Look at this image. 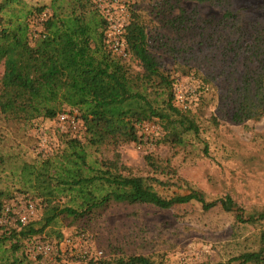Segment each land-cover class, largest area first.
<instances>
[{"label": "trees", "instance_id": "1", "mask_svg": "<svg viewBox=\"0 0 264 264\" xmlns=\"http://www.w3.org/2000/svg\"><path fill=\"white\" fill-rule=\"evenodd\" d=\"M141 1L147 0H135L125 30L130 58L142 67L136 71L107 43V19L95 0H0V64L4 63L0 78V264H66L33 255L29 243L43 229L23 223L15 213L18 198L35 192L36 175L52 183L54 191L64 198L46 225L54 224L60 216L83 219L116 203L170 208L197 202L206 211L219 208L232 213L241 223H261L256 248L231 259L241 264H264V211L248 212L229 195L209 200L204 191L192 187L175 171L166 181L135 175L121 159L119 147L142 143L140 126L157 118L179 124L184 132L200 133L195 116L176 102L174 73L151 49L154 19L145 17L138 6ZM150 2L157 17L177 31L187 29L193 21L181 0ZM177 7L180 13L172 15ZM207 21L214 22L212 18ZM216 22L229 27L234 39L228 42L236 45L235 50L245 46L249 52L246 58L258 63L244 75L233 119L259 121L264 117V22L242 21L240 12L230 8ZM37 32L41 39L34 45ZM172 48L181 55L188 45ZM75 110L83 115L82 134L63 133L59 150L32 158L16 143L14 131L27 137L37 119H53ZM167 142L187 144L178 132ZM144 157L154 171H165L159 155L150 152ZM156 256L133 254L127 259L128 264H169ZM72 258L82 264H104L100 258Z\"/></svg>", "mask_w": 264, "mask_h": 264}, {"label": "rangeland", "instance_id": "2", "mask_svg": "<svg viewBox=\"0 0 264 264\" xmlns=\"http://www.w3.org/2000/svg\"><path fill=\"white\" fill-rule=\"evenodd\" d=\"M124 1L131 17L135 0ZM138 6L145 17L154 19L150 26L151 49L162 65L174 73L176 102L187 114L195 116L200 133L184 132L182 126L166 119L145 122L140 126L142 143L119 147L122 161L135 175L157 176L166 181L172 179L175 171L192 187L204 191L209 200L229 195L248 212L264 211V117L237 122L232 116L244 75L257 68L258 63L246 58L249 52H245V46L235 50L236 45L228 42L229 38L234 39L229 27L216 22L228 8L239 11L242 21L264 22V0H228L223 4L181 0L182 8L193 20L181 31L157 17L150 0L139 2ZM180 11L177 7L172 15ZM208 18L214 22H208ZM34 36L32 44L36 45L41 35L37 32ZM182 43L188 48L176 55L172 46ZM126 60L134 70L142 69L130 57ZM3 72L1 63L0 78ZM71 113L77 115V129L62 124L57 117L39 118L29 136L23 137L22 131L18 135L13 132L16 143L32 158L40 159L59 150L63 133L82 134L83 115L77 110ZM174 132L184 137L187 144L168 143ZM150 152L162 158L165 171H154L147 164L144 156ZM35 183V192L28 198L19 197L14 209L18 216L22 205L33 204L28 222L43 231L32 238L30 252L51 263L61 260L82 264L80 259L72 258L79 255L100 258L104 264H128L129 255L155 254L169 264H241L231 258L258 245L261 223H241L232 213L219 208L206 211L197 202L170 208L152 203H116L83 219L60 216L54 224L46 225L48 218L62 207L64 198L42 176L36 175ZM14 220L12 217L11 222ZM45 244L50 250L40 253Z\"/></svg>", "mask_w": 264, "mask_h": 264}, {"label": "built area", "instance_id": "3", "mask_svg": "<svg viewBox=\"0 0 264 264\" xmlns=\"http://www.w3.org/2000/svg\"><path fill=\"white\" fill-rule=\"evenodd\" d=\"M97 5L107 19V26L105 36L107 43L112 49L113 53L124 59L130 57L128 45L125 39L126 26L130 22V15L128 8L125 6L124 0H95ZM57 119L62 124H67L70 128H78L77 115L71 112H62L58 115ZM33 204L27 203L22 205L19 210V217L23 223L29 221V217L33 211ZM50 250L48 244L42 245L39 249L40 253H46Z\"/></svg>", "mask_w": 264, "mask_h": 264}]
</instances>
